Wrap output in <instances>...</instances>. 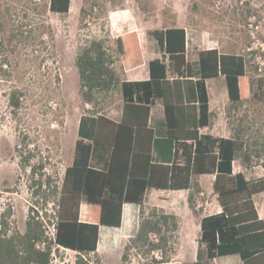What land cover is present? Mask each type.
Instances as JSON below:
<instances>
[{
	"label": "trees",
	"instance_id": "obj_1",
	"mask_svg": "<svg viewBox=\"0 0 264 264\" xmlns=\"http://www.w3.org/2000/svg\"><path fill=\"white\" fill-rule=\"evenodd\" d=\"M2 1L0 75L8 80L12 66L7 52L15 55L29 49L36 54L35 60L43 64L54 40L47 13L67 14L71 0ZM100 5L98 0H83L81 26L86 20L97 18ZM152 34L168 57L167 63L165 57L150 62L147 81L121 82L114 68L118 60L124 71L140 65L135 32L111 41L90 37L79 46L75 57L79 94L82 103L92 106L96 116L94 135L91 142L76 141L72 164L66 167L60 183L52 175L36 177V170L43 165L31 166L30 152L21 157L24 168L30 167L34 203L23 233L12 225L10 205L1 213L0 264H52L54 253L60 248L77 253L75 264H102L96 254L99 227H119L126 202L139 206L140 219L136 235L124 245L122 264L128 261L131 251L144 258L159 251L161 258H152V264H173L170 256L178 239L179 219L162 209L146 208L144 193L148 188L187 189L189 207L197 216L196 198L202 193L197 178L201 174H215L213 189L222 210L201 219L198 264H209L215 257L232 254H238L243 264H264V222L252 200L253 195L264 192V177L247 180L242 173L232 172V163L237 159L245 168L251 166L253 158L262 159L264 166V132L248 137L250 129L237 115L251 96L247 77L250 59L216 49L196 50L194 70L185 57L183 29L168 27ZM252 69L258 71L257 66ZM220 76L224 77L230 102L226 110L232 130L230 138L198 133L199 127L210 124L206 80ZM56 82L59 83L58 77ZM255 82L253 96L264 102V75L257 76ZM118 87L123 111L120 121L115 122L101 115V99ZM25 96L22 85L11 84L7 104L14 116L22 108ZM156 98L163 100L167 136L174 143L170 164L156 163L151 154L149 105ZM84 122L85 119L80 121L79 129ZM93 161L100 165L93 166ZM49 204L52 212L48 218L45 207ZM45 218L52 226L51 235Z\"/></svg>",
	"mask_w": 264,
	"mask_h": 264
},
{
	"label": "rangeland",
	"instance_id": "obj_2",
	"mask_svg": "<svg viewBox=\"0 0 264 264\" xmlns=\"http://www.w3.org/2000/svg\"><path fill=\"white\" fill-rule=\"evenodd\" d=\"M98 1L101 5L96 12L97 18L86 20L83 26L80 24L83 0H71L67 14L47 13L54 40L43 64L35 60L36 54L29 49L15 55L9 51L6 54L11 62L12 77L6 80L0 75V215L10 205L12 225L21 233L25 231L29 209L34 203L30 167L24 168L21 157L30 152L33 155L30 165L36 168L39 163L43 165L42 169L36 170V177L52 175L60 183L72 160L80 121L86 119L88 123L94 115L92 106L82 103L75 66L79 46L90 37L111 41L114 36L127 31L164 29L176 26L178 22L202 35L205 32L207 38H213L211 46L250 59L247 77L251 96L237 115L244 118L245 126L250 129L248 137L264 132V102L253 96L257 76L264 75V0ZM2 60L0 56V62ZM253 66H257V72L253 71ZM216 81L219 80H211L212 83ZM14 82L26 89L23 106L15 116L7 104V93ZM221 83L226 89L225 81ZM224 87L217 91L214 111L217 127H223V134H228L231 127L226 121V110L230 103ZM121 106L119 87L101 99L104 114L116 113ZM262 162V159H252L248 171L250 178L264 175ZM259 199L257 196L256 200ZM45 211L49 218L52 204L47 205ZM44 220L51 235L52 226L47 218ZM76 258L75 251L60 248L54 253L52 264H75ZM152 258V254L144 258L131 251L125 264H152ZM106 259V264H117L119 255ZM223 259L229 258L218 261Z\"/></svg>",
	"mask_w": 264,
	"mask_h": 264
},
{
	"label": "crops",
	"instance_id": "obj_3",
	"mask_svg": "<svg viewBox=\"0 0 264 264\" xmlns=\"http://www.w3.org/2000/svg\"><path fill=\"white\" fill-rule=\"evenodd\" d=\"M181 28L185 32V57L186 60L192 65L193 69L196 70V60L195 55L196 50H207L216 49L219 52L221 50L218 47L211 46V40L213 38H207L205 32L203 35L200 34L194 28H187L182 22H178L176 26ZM168 28V27H167ZM165 29V28H164ZM155 29L149 31H138V29L124 32L125 33L135 32L139 42V52L141 57L140 65H136L133 68L124 71L122 70L121 62L118 60L114 68L121 82H138L150 80V68L149 64L152 61H161L165 57V63H167L168 55L160 48L157 40L153 36L152 32ZM120 35H116L113 38H117ZM206 46V47H204ZM225 53V52H221ZM172 78L171 76H168ZM194 79V78H193ZM212 79H217L214 83L211 82ZM206 80V87L208 92V107L210 113V124L205 127H199V135H211L216 138H230L231 133L223 134V127H217V118L214 111V99L218 95V90H221L224 86V77L220 76L218 78H212ZM225 81V80H224ZM220 82V83H218ZM225 89V87H224ZM227 101L229 102L227 96V88L225 89ZM122 106L121 109L116 111V113L104 114L101 111V115H104L110 120L115 122L120 121L123 111V98L120 89ZM185 105L187 102H185ZM230 103V102H229ZM195 107L198 106L197 102L194 103ZM149 118L148 127L153 131L152 140V156L156 163L170 164L173 160V147L174 143L167 136V129L164 116V103L160 98H156L149 105ZM196 111V115H197ZM219 117V114H216ZM219 119V118H218ZM227 119V116H226ZM163 120V122H162ZM219 121V120H218ZM228 122V120H226ZM229 124V123H228ZM80 126V125H79ZM231 127V126H230ZM96 129V116L93 115L90 122H85L81 129L78 128L76 134V140L82 139L85 142H91ZM72 149V160L68 165L70 166L73 161L74 147ZM92 165H100L95 161ZM67 166V167H68ZM249 168L242 166L239 159L232 163L233 174L242 173L247 180H257L263 178L264 175L257 178H250L248 175ZM215 180V174H201L198 176L197 181L202 190V193L197 195L195 210L198 212L197 216L194 214L192 209L189 207L188 195L189 190L187 189H156L148 188L144 193L143 204L146 208H158L162 209L165 213L174 215L179 219V230L177 233L178 239L174 246V252L170 256V261L173 264H198L197 252H198V241L201 236V219L205 216L217 214L221 212V206L218 202L217 195L214 193L213 183ZM260 196L259 200L256 197ZM254 207L256 209L259 219L264 222V192L255 194L252 197ZM140 209L135 203L126 202L122 205L121 223L119 227L111 226H100L98 230V241L96 254L100 259L102 264H106V257H111L113 255H119V261L117 264H122L121 257L123 254V248L126 242L134 237L137 233L140 219ZM223 259L221 262L218 260ZM204 264V263H202ZM209 264H243L242 259L238 254L225 255L215 257Z\"/></svg>",
	"mask_w": 264,
	"mask_h": 264
},
{
	"label": "built area",
	"instance_id": "obj_4",
	"mask_svg": "<svg viewBox=\"0 0 264 264\" xmlns=\"http://www.w3.org/2000/svg\"><path fill=\"white\" fill-rule=\"evenodd\" d=\"M65 249V248H63ZM152 255L154 256L155 259H160L161 258V253L159 251L152 252Z\"/></svg>",
	"mask_w": 264,
	"mask_h": 264
}]
</instances>
